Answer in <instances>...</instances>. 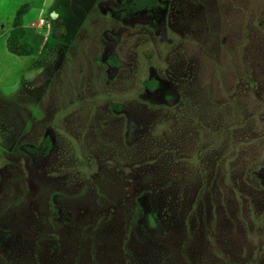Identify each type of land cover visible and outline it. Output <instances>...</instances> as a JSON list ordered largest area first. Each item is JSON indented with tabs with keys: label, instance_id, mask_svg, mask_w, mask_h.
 <instances>
[{
	"label": "rangeland",
	"instance_id": "374dc122",
	"mask_svg": "<svg viewBox=\"0 0 264 264\" xmlns=\"http://www.w3.org/2000/svg\"><path fill=\"white\" fill-rule=\"evenodd\" d=\"M125 2L0 0V264H264V0Z\"/></svg>",
	"mask_w": 264,
	"mask_h": 264
},
{
	"label": "trees",
	"instance_id": "16d2710c",
	"mask_svg": "<svg viewBox=\"0 0 264 264\" xmlns=\"http://www.w3.org/2000/svg\"><path fill=\"white\" fill-rule=\"evenodd\" d=\"M126 8L132 9L133 11L148 9L151 10L159 5V0H129L125 2ZM29 5L23 4L17 11L15 19H14V28L10 32L7 40V47L10 52L19 55V56H31L35 49L34 46L29 42H23V39L27 36V31L24 28V15L28 12ZM145 85L150 89H155L158 86V81L154 79L146 80ZM244 98H237L234 101L233 112L235 115L241 116L242 112H252L255 111L254 108L261 110V106L255 105L254 101L251 98H248L250 101H243ZM253 101V102H251ZM247 103V104H245ZM232 112V108L230 107V113ZM52 147V140L49 136L44 139V142L38 146L27 147V149L39 155L48 154Z\"/></svg>",
	"mask_w": 264,
	"mask_h": 264
},
{
	"label": "crops",
	"instance_id": "0c3cea01",
	"mask_svg": "<svg viewBox=\"0 0 264 264\" xmlns=\"http://www.w3.org/2000/svg\"><path fill=\"white\" fill-rule=\"evenodd\" d=\"M29 38V36H28V34H27V36L23 39V42H27V41H25V40H27ZM40 42H41V40H40ZM29 43H31L33 46H34V44L32 43V41H29ZM36 46V45H35ZM37 47V46H36ZM34 49H35V51L34 52H36V48L34 47Z\"/></svg>",
	"mask_w": 264,
	"mask_h": 264
},
{
	"label": "flooded vegetation",
	"instance_id": "af4514ba",
	"mask_svg": "<svg viewBox=\"0 0 264 264\" xmlns=\"http://www.w3.org/2000/svg\"><path fill=\"white\" fill-rule=\"evenodd\" d=\"M127 1H129V0H127Z\"/></svg>",
	"mask_w": 264,
	"mask_h": 264
}]
</instances>
